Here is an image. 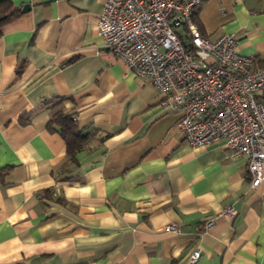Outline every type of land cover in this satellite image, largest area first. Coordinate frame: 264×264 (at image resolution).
<instances>
[{
	"label": "crops",
	"instance_id": "1",
	"mask_svg": "<svg viewBox=\"0 0 264 264\" xmlns=\"http://www.w3.org/2000/svg\"><path fill=\"white\" fill-rule=\"evenodd\" d=\"M11 1L20 12L0 33V264H264V183L251 186L246 158L222 140L191 146L153 83L105 48V0ZM193 18L210 40L232 33L251 68L264 67V0H202ZM57 111L87 134L72 162L49 127ZM229 205L232 218L221 214Z\"/></svg>",
	"mask_w": 264,
	"mask_h": 264
},
{
	"label": "built area",
	"instance_id": "2",
	"mask_svg": "<svg viewBox=\"0 0 264 264\" xmlns=\"http://www.w3.org/2000/svg\"><path fill=\"white\" fill-rule=\"evenodd\" d=\"M201 1L105 0L98 32L105 48L153 83L162 106L180 114L177 126L191 146L222 140L232 157L246 158L255 187L264 183V67L251 68L232 33L214 40L201 33L193 18ZM236 212L229 205L221 214ZM199 257L196 248L188 259Z\"/></svg>",
	"mask_w": 264,
	"mask_h": 264
},
{
	"label": "trees",
	"instance_id": "3",
	"mask_svg": "<svg viewBox=\"0 0 264 264\" xmlns=\"http://www.w3.org/2000/svg\"><path fill=\"white\" fill-rule=\"evenodd\" d=\"M19 12V9L13 5L11 0H0V33L2 25L17 16ZM201 33L203 34L202 30ZM56 125L59 126V132L65 141L69 160L72 162L74 160V153L84 148L87 134L81 133V130L72 118V114L69 113L55 112L49 121V127L52 129Z\"/></svg>",
	"mask_w": 264,
	"mask_h": 264
},
{
	"label": "water",
	"instance_id": "4",
	"mask_svg": "<svg viewBox=\"0 0 264 264\" xmlns=\"http://www.w3.org/2000/svg\"><path fill=\"white\" fill-rule=\"evenodd\" d=\"M25 7H27V6H24L23 9H25Z\"/></svg>",
	"mask_w": 264,
	"mask_h": 264
}]
</instances>
